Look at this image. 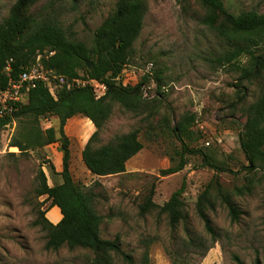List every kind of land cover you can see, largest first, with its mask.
Masks as SVG:
<instances>
[{"label": "rangeland", "instance_id": "rangeland-1", "mask_svg": "<svg viewBox=\"0 0 264 264\" xmlns=\"http://www.w3.org/2000/svg\"><path fill=\"white\" fill-rule=\"evenodd\" d=\"M16 1L0 0V24ZM116 1L41 0L32 12L39 20L59 22L73 39L92 43L95 30L113 11ZM226 2L233 12L251 8L264 12V0ZM204 13L196 2L184 5L179 0H148L144 26L134 43L132 65L160 72L167 88L166 102L173 107V124L185 114H196L192 146L202 148L228 168L218 172L222 185L230 192L236 187H250L243 195L233 194L242 212L238 221L232 220L221 201L214 210L208 209L219 230L218 238L207 231L197 210L198 196L216 171L202 167L201 157L191 156L184 170L162 175L161 171L172 164L170 157L176 147L159 124L163 111L148 120L145 115L115 105L101 133L103 142L141 128L144 148L128 161L124 173L108 176L93 175L79 156L81 142L96 130L94 123L82 115L67 123L73 175L95 189L96 207L105 216L102 237L120 236L122 250L132 255V264H239L236 256L245 264H264V172L249 174L242 169L247 164L240 145L245 118L241 111L229 107L238 99L239 90L248 103L254 101L260 94V82L240 80L236 66L217 62L216 58L230 46L202 23ZM241 64H247V57ZM80 122L82 128L78 129ZM57 124L54 116L42 120L44 128ZM15 127L16 123L0 127V264H92L97 254L91 249L46 248L47 233L34 222L50 202L46 196H37L36 187L40 168L50 173L47 160L59 166V143L21 154L18 147L9 146ZM200 130L204 136L198 137ZM49 182L53 184L50 177ZM184 183L185 218L176 228L159 207L141 212L149 195L153 194L154 202L162 206ZM50 210L45 217L52 221ZM191 235L198 239L191 242ZM111 256L109 264H129L122 255Z\"/></svg>", "mask_w": 264, "mask_h": 264}, {"label": "trees", "instance_id": "trees-1", "mask_svg": "<svg viewBox=\"0 0 264 264\" xmlns=\"http://www.w3.org/2000/svg\"><path fill=\"white\" fill-rule=\"evenodd\" d=\"M39 1L17 0L0 24V87L5 86L10 77H18L24 68L38 63L40 53V62L46 68L55 69L70 78H91L107 85V92L97 98L90 85L61 89L54 96L48 86L39 84L19 102L13 116L0 118V127L16 123L9 146L18 147L21 154L44 149L54 143H59V150L63 153L61 171L47 160L49 175L42 168L38 172L36 194L46 196L45 200L50 205L46 211L40 212L34 224L46 231V248L91 249L97 254L92 264H109L111 253L122 255L129 264L133 263L132 255L122 250L120 236L115 239L102 237L101 226L105 216L96 207L98 194L93 187L75 179L71 138L66 131L71 118L77 115L89 118L96 130L82 151L86 167L96 176L124 173L128 161L144 148V142L141 128L117 134L103 142L101 133L116 104L145 115L148 120L163 111L159 124L174 139L176 147L170 157L172 164L161 171L162 175L184 170L191 156L201 157L202 167L216 171L198 196L197 210L207 231L214 239L218 238L219 230L214 226L208 209L214 210L217 201H221L228 208L232 220L238 221L242 212L233 194L243 195L250 191V187H236V191L230 192L222 185L218 172L228 171V168L202 148L192 146L196 135V114H185L173 124V107L166 102L167 88L160 72L155 68H133L134 43L144 26L148 0H117L113 11L95 30L92 43L73 39L59 22L36 18L32 10ZM179 2L200 4L205 11L202 23L228 41L230 47L216 58L220 65L236 66L241 72L240 80L260 82V94L254 101L248 103L246 95L239 90L238 99L229 107L241 111L245 118L240 145L247 164H243L242 169L249 174L264 172V12L254 8L233 12L226 0ZM243 57H247L246 65L241 64ZM89 62H92L91 66ZM9 64L11 71L6 70ZM143 85L152 86L151 93L157 95L145 97ZM240 85L237 84L238 87ZM50 116L56 117L58 124L44 128L42 120ZM201 135L204 136L202 130L197 136ZM185 191L184 183L162 206L154 202L151 194L141 205V212L144 214L159 207L162 213L168 214L171 226L176 228L185 218ZM54 206H58L63 215L58 223L45 217ZM197 239L190 237L191 242ZM235 258L239 264H245L239 257Z\"/></svg>", "mask_w": 264, "mask_h": 264}, {"label": "built area", "instance_id": "built-area-1", "mask_svg": "<svg viewBox=\"0 0 264 264\" xmlns=\"http://www.w3.org/2000/svg\"><path fill=\"white\" fill-rule=\"evenodd\" d=\"M42 54L38 55V63L24 68L18 77H10L5 86L0 87V118L13 116L17 110L19 102L23 101L29 92L39 84L49 87L54 96L61 89L72 90L82 86H92L97 98L102 97L107 92V85L96 79L83 77H67L58 73L55 69L46 68L41 62ZM149 68L148 70H150ZM11 71V65L6 68ZM145 97L153 98L157 94L151 93L152 86H142ZM167 90V89H166ZM210 145V141H206Z\"/></svg>", "mask_w": 264, "mask_h": 264}, {"label": "crops", "instance_id": "crops-1", "mask_svg": "<svg viewBox=\"0 0 264 264\" xmlns=\"http://www.w3.org/2000/svg\"><path fill=\"white\" fill-rule=\"evenodd\" d=\"M82 128V124H81V122H80V126H79V128L78 129H81ZM68 127H67V125H66V131H67V134L69 135V137L71 138V136H70V133L68 132ZM78 138H79V140H81V137H80V135L79 136H77ZM87 141H88V139L87 140H85V141H83V142H81V144H80V152H79V156H80V158L82 159V151H83V149H84V147H85V145H86V143H87ZM55 144H57V143H55ZM57 159H58V163H59V166H57V170L58 171H61L62 169H60V165L62 164V159H63V153L61 152V151H57ZM83 160V159H82ZM51 212H52V221L54 222V223H58L61 219H62V217H63V215H62V212H61V209L58 207V206H54V207H52V209L50 210Z\"/></svg>", "mask_w": 264, "mask_h": 264}, {"label": "water", "instance_id": "water-1", "mask_svg": "<svg viewBox=\"0 0 264 264\" xmlns=\"http://www.w3.org/2000/svg\"><path fill=\"white\" fill-rule=\"evenodd\" d=\"M92 65V62H89V66H91Z\"/></svg>", "mask_w": 264, "mask_h": 264}]
</instances>
